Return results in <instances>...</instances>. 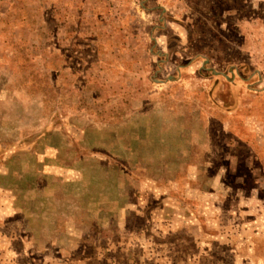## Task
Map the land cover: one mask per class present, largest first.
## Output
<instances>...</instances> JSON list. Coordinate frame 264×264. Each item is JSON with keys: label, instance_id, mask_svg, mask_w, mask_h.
Here are the masks:
<instances>
[{"label": "rangeland", "instance_id": "rangeland-1", "mask_svg": "<svg viewBox=\"0 0 264 264\" xmlns=\"http://www.w3.org/2000/svg\"><path fill=\"white\" fill-rule=\"evenodd\" d=\"M0 264H264V0H0Z\"/></svg>", "mask_w": 264, "mask_h": 264}]
</instances>
